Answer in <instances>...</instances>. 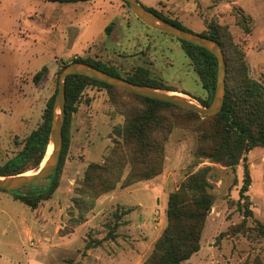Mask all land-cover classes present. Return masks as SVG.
I'll use <instances>...</instances> for the list:
<instances>
[{
    "label": "rangeland",
    "instance_id": "374dc122",
    "mask_svg": "<svg viewBox=\"0 0 264 264\" xmlns=\"http://www.w3.org/2000/svg\"><path fill=\"white\" fill-rule=\"evenodd\" d=\"M139 1L195 32L227 28L245 52L250 76L264 85V0ZM238 9L252 19L250 34L237 23ZM77 57L116 66L124 75L147 67L159 88L200 105L208 96L181 40L146 25L124 0H0V166L43 121L61 70ZM148 108L139 97L103 86L83 91L69 115V146L51 197L32 208L16 199L18 190L0 188V264H142L167 225L169 194L203 167L213 168L215 201L201 249L184 264H264V237L257 230L258 221L264 223V147L247 154L254 214L244 222V161L233 169L197 158L210 121L187 111L164 106L156 112L152 135L158 147L145 152L161 172L138 178L151 165L137 161L138 146L128 141L126 129ZM90 164H104L113 174L121 169L116 188L98 196L84 193ZM132 177L137 180L127 182ZM48 178L21 190L46 187Z\"/></svg>",
    "mask_w": 264,
    "mask_h": 264
},
{
    "label": "trees",
    "instance_id": "16d2710c",
    "mask_svg": "<svg viewBox=\"0 0 264 264\" xmlns=\"http://www.w3.org/2000/svg\"><path fill=\"white\" fill-rule=\"evenodd\" d=\"M47 1L81 2L91 0ZM148 8L163 20L188 29L180 21L166 16L153 7ZM251 20L242 9L237 10V23L247 34H250L252 31ZM114 24V22L110 23L106 27L107 33L111 32ZM197 33L218 41L224 51L227 63L226 93L224 105L220 112L216 115L203 118L192 109L135 94L86 75H69L65 81L67 117L63 129L64 143L60 163L55 171L49 175L51 179L49 185L26 191L19 189L15 194L16 199L29 207L36 208L43 200L51 197L57 188L59 171L63 165L69 146V115L71 112L77 110V103L83 91L90 85H99L110 89L112 93L122 91L139 97L149 105L148 110L142 115L132 118L126 129L128 141L138 146V150L135 153L138 159L136 160L142 164L151 165V170L146 168L142 170L140 177H138L140 180L150 179L161 172L160 164L159 166H153L155 160L148 158L145 152V147L150 150H156L158 147V142L152 133L158 125L156 112L161 107H177L192 114L193 117L210 121L209 127H203L202 129L200 147L196 151V157H207L233 169L242 160L244 161L242 186L239 190V208L243 212L244 222L247 218L252 217L254 213L250 207V197L248 194L252 180L247 154L254 148L264 147V85L250 76L245 52L240 44L233 40L227 28L212 25L205 32ZM181 42L184 51L199 76L203 88L208 92L207 98L200 99L199 101L202 105L209 106L217 85L218 59L213 53L201 46L184 40H181ZM73 61L87 63L134 83L161 87L152 78L150 69L144 66H139L132 73L124 75L116 66L99 60L77 57ZM45 69L46 67L38 71L34 79H39ZM55 95L56 93L47 103L43 121L25 139L23 148L0 166V175H16L28 172L29 170L38 168L42 163L50 145ZM212 169L211 167L200 168L187 177L177 190L169 194L166 211L167 225L155 242L151 254L142 264H184V262L188 261L201 249L204 226L215 201V196L210 191L212 184L209 172ZM114 173L116 174L110 173L104 164H90L82 183L83 192L98 196L113 190L122 176L121 169ZM129 180L130 182H134L137 178L132 177L127 182ZM257 230L264 237L263 222L258 221Z\"/></svg>",
    "mask_w": 264,
    "mask_h": 264
},
{
    "label": "water",
    "instance_id": "95a60500",
    "mask_svg": "<svg viewBox=\"0 0 264 264\" xmlns=\"http://www.w3.org/2000/svg\"><path fill=\"white\" fill-rule=\"evenodd\" d=\"M124 1L129 4L132 12L149 27L168 33L180 40L188 41L201 46L217 57V85L211 104L209 106H203L182 93H173L170 90H164L159 87L134 83L81 61L70 62L63 67L59 74L58 89L54 100L53 119L50 132V144L52 145V149L49 155L47 151L44 158L45 164L42 166L41 163L38 168L32 171V173L24 172L16 175H0L1 188L9 191L22 189L27 185L47 178L59 165L64 143L63 129L67 117L65 81L69 75H86L135 94L148 98L159 99L187 109H192L198 112L203 118L216 115L221 111L225 101L227 73V63L222 45L212 38L163 20L155 12L143 5L139 0Z\"/></svg>",
    "mask_w": 264,
    "mask_h": 264
},
{
    "label": "bare ground",
    "instance_id": "6f19581e",
    "mask_svg": "<svg viewBox=\"0 0 264 264\" xmlns=\"http://www.w3.org/2000/svg\"><path fill=\"white\" fill-rule=\"evenodd\" d=\"M51 149H52V145L50 144V146H49V150H48V155L50 154ZM44 164H45V160H44V162L42 161V166H43ZM28 173H32V172H28Z\"/></svg>",
    "mask_w": 264,
    "mask_h": 264
}]
</instances>
